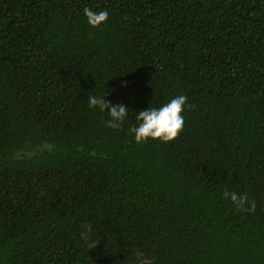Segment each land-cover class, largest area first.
I'll return each instance as SVG.
<instances>
[{"label":"trees","instance_id":"1","mask_svg":"<svg viewBox=\"0 0 264 264\" xmlns=\"http://www.w3.org/2000/svg\"><path fill=\"white\" fill-rule=\"evenodd\" d=\"M106 92L129 111L116 129L88 107ZM179 95V136L137 143L136 114ZM137 251L264 264V0H0V264Z\"/></svg>","mask_w":264,"mask_h":264},{"label":"clouds","instance_id":"2","mask_svg":"<svg viewBox=\"0 0 264 264\" xmlns=\"http://www.w3.org/2000/svg\"><path fill=\"white\" fill-rule=\"evenodd\" d=\"M83 15L87 19V23L92 28L103 25L109 18L107 11H93L90 8L83 9ZM103 96L90 95L87 99L88 107L91 109L99 108L101 112L107 110L109 119L106 126L109 128H119L127 117L129 111L122 105H112L107 102ZM187 103V97L179 95L171 99L168 103L159 109L149 107L146 110L136 114L138 125L129 129L134 134L137 143L146 142L149 139L168 143L174 141L183 130L184 117L182 115L184 107ZM191 107V105H189ZM223 198L230 199L238 212H249L255 210V202L250 200L246 194H239L235 191H229L227 188L223 191ZM92 232L91 224L85 225L81 232V237L87 240ZM137 264H155L152 257L146 256L143 252L136 253Z\"/></svg>","mask_w":264,"mask_h":264}]
</instances>
